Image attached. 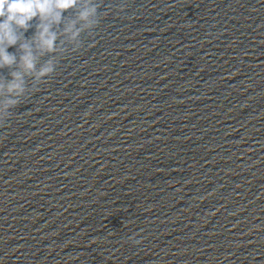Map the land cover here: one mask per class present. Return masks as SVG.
<instances>
[{"label":"clouds","instance_id":"obj_1","mask_svg":"<svg viewBox=\"0 0 264 264\" xmlns=\"http://www.w3.org/2000/svg\"><path fill=\"white\" fill-rule=\"evenodd\" d=\"M78 6L76 18L66 19L65 13ZM98 8L94 0H0V70H10L0 76V127L29 90L28 80L36 90L55 72L60 35L78 50L82 33L99 23ZM33 28V35L25 38ZM13 47L16 51L9 52ZM44 56L49 58L41 63Z\"/></svg>","mask_w":264,"mask_h":264}]
</instances>
